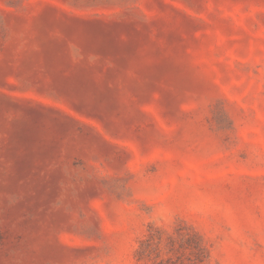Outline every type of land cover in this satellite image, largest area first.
Instances as JSON below:
<instances>
[{
	"label": "rangeland",
	"instance_id": "1",
	"mask_svg": "<svg viewBox=\"0 0 264 264\" xmlns=\"http://www.w3.org/2000/svg\"><path fill=\"white\" fill-rule=\"evenodd\" d=\"M149 225L264 264V0H0V264H158Z\"/></svg>",
	"mask_w": 264,
	"mask_h": 264
},
{
	"label": "trees",
	"instance_id": "2",
	"mask_svg": "<svg viewBox=\"0 0 264 264\" xmlns=\"http://www.w3.org/2000/svg\"><path fill=\"white\" fill-rule=\"evenodd\" d=\"M149 225V232L145 238L139 240L137 258L146 263L153 252L160 257L163 252L167 254L158 264H204L210 259V251L202 236L190 228L186 232L177 229V237L168 233L163 239L162 235L153 233ZM165 240V247L162 242Z\"/></svg>",
	"mask_w": 264,
	"mask_h": 264
}]
</instances>
